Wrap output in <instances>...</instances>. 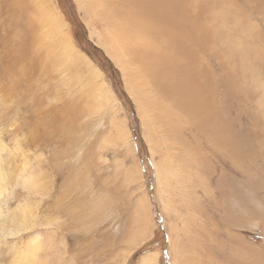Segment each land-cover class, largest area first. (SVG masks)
Listing matches in <instances>:
<instances>
[{"label":"rangeland","instance_id":"374dc122","mask_svg":"<svg viewBox=\"0 0 264 264\" xmlns=\"http://www.w3.org/2000/svg\"><path fill=\"white\" fill-rule=\"evenodd\" d=\"M98 1L0 0V264H264V58L245 72L247 97L223 106L261 148L251 177L208 148L195 178L183 160L205 146L197 128L122 67ZM262 6L238 12L227 38L253 36L264 55ZM62 37L80 68L62 60Z\"/></svg>","mask_w":264,"mask_h":264},{"label":"bare ground","instance_id":"6f19581e","mask_svg":"<svg viewBox=\"0 0 264 264\" xmlns=\"http://www.w3.org/2000/svg\"><path fill=\"white\" fill-rule=\"evenodd\" d=\"M263 2L264 0H99L97 3L100 9L96 13L101 16L98 19L113 29L111 34L120 51L127 55V59L121 61V66L127 71L131 67L128 72L139 70L153 94L159 100L169 103L171 108L187 115L191 124L197 128L198 134L193 138L199 135L205 146L189 149L188 157L183 160L184 168L189 167L195 178L204 176V168L209 166L203 157V150L207 151L208 148L211 157L247 179L251 177L248 156L261 148L254 151L244 140L247 129L244 133L234 131L232 121L227 117L228 110L223 106L228 98L240 101L241 95L247 97L245 77L248 78L249 75L245 72L251 70L252 63L261 66L264 55L255 47L253 41L258 39L254 40L253 36L246 35L241 41L229 42L227 34L233 31L227 29V23L233 22V19L235 23V17L243 9L261 7ZM262 7L264 9V5ZM46 21L54 27L59 23L53 14L46 16ZM233 26L240 28L234 24ZM257 37L263 40L264 33L259 32ZM60 42L62 60L72 67L80 68L81 60L71 49L67 38H60ZM210 61L218 66L219 80L214 75ZM218 88L223 90L224 95L220 99ZM254 131L255 127H251L249 133H259V130ZM28 181L35 182L32 178ZM198 244L201 250L210 252L206 240L201 239ZM186 245L188 244L182 247L185 250ZM192 245L189 247H193ZM34 259V254H30L25 259V264H37L38 261Z\"/></svg>","mask_w":264,"mask_h":264},{"label":"trees","instance_id":"16d2710c","mask_svg":"<svg viewBox=\"0 0 264 264\" xmlns=\"http://www.w3.org/2000/svg\"><path fill=\"white\" fill-rule=\"evenodd\" d=\"M64 11H66V15L68 17V19L70 20L71 25L73 26V29L78 33H80V23L77 20L75 14L72 11H68V9L66 8ZM85 42V40H82ZM86 43V42H85ZM87 47V46H86ZM104 60V59H103ZM107 62V61H105Z\"/></svg>","mask_w":264,"mask_h":264}]
</instances>
